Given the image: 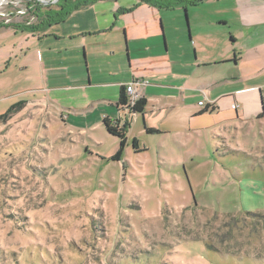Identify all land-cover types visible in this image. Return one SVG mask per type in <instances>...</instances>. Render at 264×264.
<instances>
[{
	"label": "rangeland",
	"instance_id": "rangeland-1",
	"mask_svg": "<svg viewBox=\"0 0 264 264\" xmlns=\"http://www.w3.org/2000/svg\"><path fill=\"white\" fill-rule=\"evenodd\" d=\"M28 2L2 3L0 23H36ZM77 123L32 103L0 124V264H264V123L227 145L154 132L120 160L118 137Z\"/></svg>",
	"mask_w": 264,
	"mask_h": 264
},
{
	"label": "crops",
	"instance_id": "crops-1",
	"mask_svg": "<svg viewBox=\"0 0 264 264\" xmlns=\"http://www.w3.org/2000/svg\"><path fill=\"white\" fill-rule=\"evenodd\" d=\"M178 10L186 28L166 14ZM0 56V99L49 104L67 122L82 121L75 127L92 142L105 119L130 123L127 139L139 151L148 129H209L227 145L264 123V0H208L187 11L100 0L46 31L0 28ZM136 80L148 82L143 114L119 105Z\"/></svg>",
	"mask_w": 264,
	"mask_h": 264
},
{
	"label": "trees",
	"instance_id": "trees-1",
	"mask_svg": "<svg viewBox=\"0 0 264 264\" xmlns=\"http://www.w3.org/2000/svg\"><path fill=\"white\" fill-rule=\"evenodd\" d=\"M100 0H60L55 7L52 6H41L40 4H36L35 6L32 3H29L28 12L32 14L37 22H25V23H13V24H4L0 23V28H14L16 30H25L32 33L42 32L48 30L51 26L60 24L66 19H68L71 14L80 9L89 7ZM141 4H146L158 9H168L173 10L177 8H183L185 11L188 10L189 7H195L202 3H205L208 0H138ZM132 9L126 10L128 12L132 11ZM125 11V12H126ZM128 95L127 88L122 87L121 95L119 100V105L124 107L128 104ZM26 106L25 102H18L12 105L4 114L0 115V124H6L10 120L12 116L16 113L22 111ZM147 106V100L145 98H141L136 105L131 108V112L135 114H143L145 112ZM205 112L214 111V109L207 107ZM107 132L110 135L118 137L120 142V149L118 153L112 157L113 160H120L124 153L125 147L128 143L127 132L130 128V123L125 122L124 125H120L119 123L114 124L111 120L105 119L104 121ZM149 134L156 132L155 130H147ZM134 148L139 151V144L137 140L133 141Z\"/></svg>",
	"mask_w": 264,
	"mask_h": 264
},
{
	"label": "built area",
	"instance_id": "built-area-1",
	"mask_svg": "<svg viewBox=\"0 0 264 264\" xmlns=\"http://www.w3.org/2000/svg\"><path fill=\"white\" fill-rule=\"evenodd\" d=\"M148 85V82L145 80H136L127 85V95H128V104L125 106L126 109L131 110L136 103L142 98L143 89ZM201 106H204V103H200ZM236 105L233 106L236 109Z\"/></svg>",
	"mask_w": 264,
	"mask_h": 264
},
{
	"label": "water",
	"instance_id": "water-1",
	"mask_svg": "<svg viewBox=\"0 0 264 264\" xmlns=\"http://www.w3.org/2000/svg\"><path fill=\"white\" fill-rule=\"evenodd\" d=\"M59 1H60V0H55V1H53V3H58ZM6 2H7V1H6ZM6 2H5V3H6ZM39 2H40V3H38V2H34V4H32V5L35 6V5L38 3V4H40L41 6H48L50 3H52L51 1L43 2V1H40V0H39ZM5 3H3V5H4ZM29 3H31V2H28V4H29ZM7 4H9V3H7ZM3 5H2V6H3ZM2 6H1V7H2ZM1 7H0V8H1Z\"/></svg>",
	"mask_w": 264,
	"mask_h": 264
},
{
	"label": "bare ground",
	"instance_id": "bare-ground-1",
	"mask_svg": "<svg viewBox=\"0 0 264 264\" xmlns=\"http://www.w3.org/2000/svg\"><path fill=\"white\" fill-rule=\"evenodd\" d=\"M7 0H0V5L4 2H6ZM40 1H43V2H48L49 0H40Z\"/></svg>",
	"mask_w": 264,
	"mask_h": 264
}]
</instances>
